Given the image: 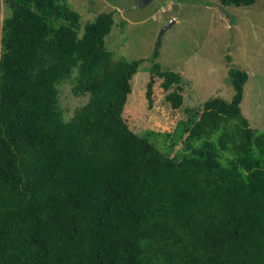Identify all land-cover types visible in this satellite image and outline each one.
<instances>
[{"label":"trees","instance_id":"trees-1","mask_svg":"<svg viewBox=\"0 0 264 264\" xmlns=\"http://www.w3.org/2000/svg\"><path fill=\"white\" fill-rule=\"evenodd\" d=\"M254 0H219L250 4ZM0 24V264H264V130L232 93L191 110L179 156L122 116L142 58H113L112 11L82 25L67 0H6ZM149 59L172 108L182 77ZM86 100L64 118L57 83ZM190 111L189 108H186Z\"/></svg>","mask_w":264,"mask_h":264},{"label":"rangeland","instance_id":"rangeland-1","mask_svg":"<svg viewBox=\"0 0 264 264\" xmlns=\"http://www.w3.org/2000/svg\"><path fill=\"white\" fill-rule=\"evenodd\" d=\"M67 1L79 12L81 25L99 11H112L113 24L105 36L112 57L142 58L130 78L122 116L139 134L146 129L157 131L154 141L159 148L171 145L176 156L185 151L175 131L204 99L214 95L230 98L226 72L230 65L247 74L241 113L253 129L264 130V0L241 5L221 4L219 0ZM9 12L6 0H0V24ZM155 47L160 68L177 71L182 77L179 107L172 108L165 100L166 90L155 75L148 105L144 90ZM71 84L69 78L57 83L58 104L65 119L87 98L86 93H72Z\"/></svg>","mask_w":264,"mask_h":264},{"label":"water","instance_id":"water-1","mask_svg":"<svg viewBox=\"0 0 264 264\" xmlns=\"http://www.w3.org/2000/svg\"><path fill=\"white\" fill-rule=\"evenodd\" d=\"M143 1H147V0H143ZM143 1H142V2H143ZM171 20H172V19H170L167 23H165V24L162 26V28L159 30L158 35H157V39L159 38V35L161 34L162 30H163L165 27H167V25H169V23L171 22ZM156 42H157V41H156Z\"/></svg>","mask_w":264,"mask_h":264},{"label":"crops","instance_id":"crops-1","mask_svg":"<svg viewBox=\"0 0 264 264\" xmlns=\"http://www.w3.org/2000/svg\"><path fill=\"white\" fill-rule=\"evenodd\" d=\"M242 99V98H241ZM239 107H240V110H241V104L239 103Z\"/></svg>","mask_w":264,"mask_h":264}]
</instances>
